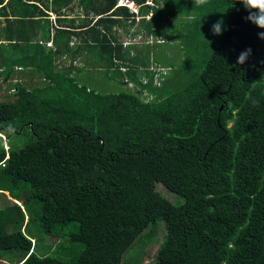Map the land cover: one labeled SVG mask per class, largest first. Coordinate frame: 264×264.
<instances>
[{"label":"trees","instance_id":"trees-1","mask_svg":"<svg viewBox=\"0 0 264 264\" xmlns=\"http://www.w3.org/2000/svg\"><path fill=\"white\" fill-rule=\"evenodd\" d=\"M132 1L136 13L116 0H77L82 13L68 16L67 0H0V193L11 200L0 206V249L23 250L13 264H125L133 239H150L163 221L150 264H264V29L238 0ZM193 12L188 38L208 49L170 91L147 70L142 97L101 89L95 77L93 87L79 78L86 60L71 64L85 53L105 80L140 84L116 25L139 15L153 35L157 18ZM219 17L224 30L206 46L201 29ZM36 29L49 46L31 38ZM26 71L37 81H22ZM30 221L57 238L54 250L64 241L81 249L37 253Z\"/></svg>","mask_w":264,"mask_h":264},{"label":"rangeland","instance_id":"rangeland-1","mask_svg":"<svg viewBox=\"0 0 264 264\" xmlns=\"http://www.w3.org/2000/svg\"><path fill=\"white\" fill-rule=\"evenodd\" d=\"M67 1V4L63 5L62 7L65 12H67L69 15L82 13L77 0ZM48 13V18L52 21L54 19V13L51 11ZM193 14L194 16L175 14L171 16L168 21H166V19L161 21L159 18H157L155 25L153 26V29L155 30V32L152 33L153 35H149L146 26L143 24L140 25L138 21V18L140 17L139 15L134 17V21L132 23L126 24L123 27L122 25L115 24V30L119 35V40L123 44L122 46H125V49L130 51V56L137 57V63L128 62V69L134 70L133 76L137 77L140 84L131 81L127 76H125L127 80L121 82L120 84L118 82L112 81L111 77L108 80H105L103 78L104 74L102 70L95 69L93 67V61L87 55H85V53L76 56L71 64L83 65L81 60H86L85 65H83L85 66L84 70L79 74V78L93 87L95 85V81H93L92 78L95 77L94 80L97 81L99 86L101 84V89L108 90L128 88L142 97L144 94H147L145 93V88L143 87V84L148 80L146 73H152V83H161L165 92L170 91L176 88L180 82L186 81L191 77V74L194 72V68L192 66L194 60L196 58L203 57L207 52L206 49H208L203 48V50H198L195 47L196 44L194 40L188 38V36L191 35L190 30L193 31V21L196 19L195 12H193ZM144 17L148 18L149 13L144 15ZM217 20H222V18L219 17L215 20H212L206 29H201L205 36L206 46L211 45V43L214 42L218 37V35L214 36L211 33V26ZM11 26H13V24ZM138 27H141V30H138ZM38 31V29L34 30V32L31 34V38L43 43L45 47L49 46L50 39H42L40 37V32ZM0 37H6L5 23L3 17L1 16ZM72 41H75V39L73 38L70 43H72ZM185 41H187V43H185ZM207 41H210V43ZM61 60L64 64L69 65L68 59L64 58ZM131 61H133V59ZM122 69L124 70L123 67H120L121 71H123ZM144 71H146V73ZM29 73V71H26L27 75L23 76L21 79L30 85L36 82L37 78L35 76H30ZM158 73L160 78L157 75ZM114 75L116 76V74ZM6 86L7 82H0V97L1 94L6 91ZM4 97L10 96L4 95ZM2 138L3 148L6 149L8 146V144L5 142L6 137L3 135ZM11 139L16 144H21L23 142L18 137L11 136ZM156 189L170 200H174L175 193L166 189L161 183H156ZM10 202V199L0 193V206ZM157 226L158 227L156 231H154L150 239H143L142 237L133 239L132 243L122 252L123 263L150 264L154 256L155 249L162 238L164 232V222L159 221ZM28 227L32 231V235L36 238L37 253L56 254L65 258H70L75 256L82 247L81 242L75 241L70 243L64 241L63 248L61 249L62 251H56L53 249V245L57 240L56 237L42 233L35 221H30ZM148 228L149 225L144 228L143 232ZM22 251V249L16 248L0 249V264H13L22 255Z\"/></svg>","mask_w":264,"mask_h":264},{"label":"clouds","instance_id":"clouds-1","mask_svg":"<svg viewBox=\"0 0 264 264\" xmlns=\"http://www.w3.org/2000/svg\"><path fill=\"white\" fill-rule=\"evenodd\" d=\"M238 2L241 3L243 7L245 8V10L248 12V15L245 17V19L251 22L252 24H254L257 28L264 29V0H238ZM194 3L198 6H204L208 3V0H194ZM116 4L127 6L126 4H123V3H116ZM127 7L129 8V6ZM133 12L136 13L137 9L136 11H133ZM223 30H224V25H223L222 20H217L211 26V33L214 36L221 35ZM257 35L259 39L264 40V32H259ZM207 42L210 43V41H207ZM251 52H252L251 48H247L243 50L242 52H240L237 57L236 63L238 65L244 64L247 61V59L251 56ZM17 203L21 204L20 201ZM15 264H19V263H15Z\"/></svg>","mask_w":264,"mask_h":264},{"label":"built area","instance_id":"built-area-1","mask_svg":"<svg viewBox=\"0 0 264 264\" xmlns=\"http://www.w3.org/2000/svg\"><path fill=\"white\" fill-rule=\"evenodd\" d=\"M147 2V1H146ZM116 3H123L126 4L127 6H129V8L133 11H136L137 9V5L133 3L132 0H117ZM14 80V79H13ZM12 89H10L11 91Z\"/></svg>","mask_w":264,"mask_h":264},{"label":"crops","instance_id":"crops-1","mask_svg":"<svg viewBox=\"0 0 264 264\" xmlns=\"http://www.w3.org/2000/svg\"><path fill=\"white\" fill-rule=\"evenodd\" d=\"M145 1H147V2H149L148 0H145ZM133 3H135L134 1H133ZM136 5H137V3H135ZM72 15H75V14H72ZM147 15V14H146ZM68 16H70L69 14H68Z\"/></svg>","mask_w":264,"mask_h":264},{"label":"water","instance_id":"water-1","mask_svg":"<svg viewBox=\"0 0 264 264\" xmlns=\"http://www.w3.org/2000/svg\"><path fill=\"white\" fill-rule=\"evenodd\" d=\"M15 201V200H14Z\"/></svg>","mask_w":264,"mask_h":264}]
</instances>
